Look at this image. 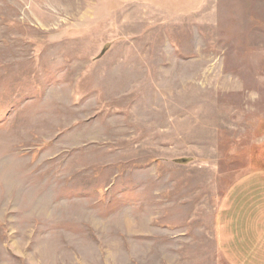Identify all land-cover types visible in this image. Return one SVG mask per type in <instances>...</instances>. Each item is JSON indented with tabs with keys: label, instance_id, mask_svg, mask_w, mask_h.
<instances>
[{
	"label": "rangeland",
	"instance_id": "374dc122",
	"mask_svg": "<svg viewBox=\"0 0 264 264\" xmlns=\"http://www.w3.org/2000/svg\"><path fill=\"white\" fill-rule=\"evenodd\" d=\"M0 264H264V0H0Z\"/></svg>",
	"mask_w": 264,
	"mask_h": 264
}]
</instances>
